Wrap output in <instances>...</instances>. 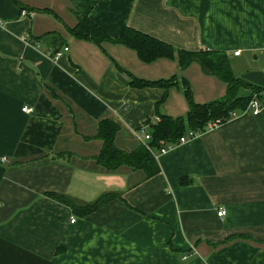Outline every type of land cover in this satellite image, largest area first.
I'll use <instances>...</instances> for the list:
<instances>
[{"label":"crops","instance_id":"obj_1","mask_svg":"<svg viewBox=\"0 0 264 264\" xmlns=\"http://www.w3.org/2000/svg\"><path fill=\"white\" fill-rule=\"evenodd\" d=\"M18 1L0 0V264H264V108L235 111L185 142L159 141L148 149L151 176L107 169L94 159L100 120L119 125L117 148H147L140 128L152 136L160 114L187 115L181 79L197 103L222 98L227 84L197 62L147 63L68 31L77 14L111 38L128 26L175 49L225 51L264 101V0ZM125 71L178 82L133 87Z\"/></svg>","mask_w":264,"mask_h":264},{"label":"trees","instance_id":"obj_2","mask_svg":"<svg viewBox=\"0 0 264 264\" xmlns=\"http://www.w3.org/2000/svg\"><path fill=\"white\" fill-rule=\"evenodd\" d=\"M13 1L19 2L18 0ZM76 16L77 24L68 28L69 33L76 38L91 41L99 46L104 41L124 45L133 49L139 59L147 63L162 57L173 58L177 60L179 68L183 69L191 62H197L204 73L214 75L227 84V92L222 98L207 103H197L193 99L190 84L187 80L181 79V91L188 103L187 115L185 118H172L160 114L159 122L154 125L153 135L149 140L148 145L151 147L158 145L157 143L161 140H176L182 136L185 120L191 130H202L210 120L226 121L232 116V112L245 109L253 96L252 94L260 89L234 76L230 67L229 56L225 51L205 48L195 51L175 49L166 42L128 26L122 29L119 36L111 38L89 17H80L77 14ZM125 72L129 77V84L133 87L156 86L167 89L178 82L176 76H171L168 79L145 80ZM242 87L249 88L251 93L237 96L238 90ZM119 129V125L108 118L98 122L96 137L102 140V147L98 155L94 157L97 163L107 169H114L123 164L128 165L136 169H143L147 176L156 173L158 165L146 146L141 145L131 152H126L115 146L114 139ZM181 181L184 179L182 178ZM105 199L99 200L91 208L96 207Z\"/></svg>","mask_w":264,"mask_h":264},{"label":"built area","instance_id":"obj_3","mask_svg":"<svg viewBox=\"0 0 264 264\" xmlns=\"http://www.w3.org/2000/svg\"><path fill=\"white\" fill-rule=\"evenodd\" d=\"M21 14L24 15V16H28V17H32L34 16V12H31V11H27L25 9H22L21 10ZM262 48L264 50V39H263V42H262ZM68 50V47L67 46H64L62 49H59V50H56L53 55H52V59L53 60H56L57 58H59L63 52L67 51ZM238 52H235V54H237ZM247 110H249L253 115H256L258 114L263 108H264V101L260 98V95L255 93L253 94L252 98L249 100L248 104H247ZM22 111L23 112H26V113H29L32 111V108L30 106H23L22 107ZM236 113L235 112H232L231 115L234 116ZM220 123H222V120L220 119H214V120H210L206 123V127L208 129H212V128H215L217 127ZM201 131L203 130H190L187 134H183L182 136H180L178 138V143H181V142H185L188 138H192L194 136H196L197 134H199ZM140 132L141 134H143L144 136V140L145 141H149L151 139V135L144 130V128H140ZM173 144L171 145H168L166 147H161L159 148V152L163 153L165 151H167L169 148L172 147ZM147 148L149 150H152L151 146L147 145ZM217 216H223L225 214V210L223 208H220L219 210H217ZM74 219L71 218V222H73ZM189 256V254H186L183 256V259H186L187 257Z\"/></svg>","mask_w":264,"mask_h":264}]
</instances>
